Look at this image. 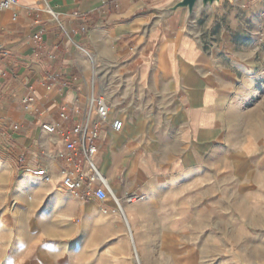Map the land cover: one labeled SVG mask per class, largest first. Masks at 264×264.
<instances>
[{
    "label": "crops",
    "instance_id": "crops-1",
    "mask_svg": "<svg viewBox=\"0 0 264 264\" xmlns=\"http://www.w3.org/2000/svg\"><path fill=\"white\" fill-rule=\"evenodd\" d=\"M105 1L21 0L13 11L0 10V126L9 136L0 141V156L9 159L3 169L13 173L22 164L26 171H47L52 182L43 181V194L65 201L67 193L57 186L70 154L59 137L42 132L41 126L59 122L65 106L71 118L65 126L70 127L81 118L87 95L103 96L124 128L120 133L102 130L96 160L104 174L127 186L120 195L145 197L127 207L131 222L196 223L205 210L189 204V173L194 171L189 165L204 150L221 148L224 128L217 115L235 87L231 68L220 60L223 46L217 34L213 48L208 46L200 17L189 19L187 11H179L166 18L162 10L174 0ZM76 12L84 19H74ZM61 25L67 32L82 26L88 32L70 39ZM40 31L38 44L33 35ZM49 76L56 80L47 82ZM30 97L35 100L26 110L24 101ZM250 152L254 154L245 150L237 158ZM248 159L250 172L244 179L252 190L248 214L239 222L264 223L256 186L264 178V171L259 172L264 158L254 154ZM27 176L34 180L25 185L37 189L33 186L42 182L40 177ZM260 195L261 204L263 188ZM99 205L102 210L111 202ZM46 208L49 214L38 223L65 218L61 205ZM81 212L83 223L100 218L85 207ZM103 221L119 223L120 218L107 214Z\"/></svg>",
    "mask_w": 264,
    "mask_h": 264
},
{
    "label": "rangeland",
    "instance_id": "rangeland-1",
    "mask_svg": "<svg viewBox=\"0 0 264 264\" xmlns=\"http://www.w3.org/2000/svg\"><path fill=\"white\" fill-rule=\"evenodd\" d=\"M196 17L204 19L209 47L218 35L220 60L235 80L232 98L217 115L224 128L221 148L204 150L189 165L194 169L189 173V204L201 207L204 214L196 223H132L127 207L145 200L135 195L132 203H123L131 231L126 216L119 213L113 214L119 223H105L95 200L65 194V201H53L42 192L43 170L26 171L20 164L12 173L3 169L9 159L0 156V264H264V223L239 222L248 214L246 200L252 190L244 179L250 172L248 158H264V0H222L213 8H198L191 19ZM245 150L254 154L237 158ZM31 172L42 181L33 186L37 189L25 185V180L30 185L34 180L27 176ZM104 176L124 198L119 193L127 186L121 179L114 182ZM256 186L258 206L264 208V178ZM50 204L61 205L65 218L61 223H38L49 214ZM82 207L98 214L99 220L83 223Z\"/></svg>",
    "mask_w": 264,
    "mask_h": 264
},
{
    "label": "built area",
    "instance_id": "built-area-1",
    "mask_svg": "<svg viewBox=\"0 0 264 264\" xmlns=\"http://www.w3.org/2000/svg\"><path fill=\"white\" fill-rule=\"evenodd\" d=\"M21 0H0V10L13 11L15 10ZM107 2L103 0V5ZM47 13L57 22H59V15L51 8H47ZM73 18L84 19L80 13L76 12ZM17 19V15L13 14V20ZM61 28L63 33L71 39L72 36L79 34H87L88 30L82 26L79 29L66 31L64 27ZM43 31L33 35V41L40 44L42 42ZM9 55V52H5ZM56 80V76L47 77V82ZM64 88L68 87L64 83ZM34 97L27 98L24 103L26 110H29L30 105L34 102ZM113 109L107 102L105 97L89 94L85 99V107L82 111L81 118L72 126L66 127V123L71 121L68 109L63 106L60 109V121L56 123H44L41 126L42 132L48 135H55L63 142L66 151L70 154L68 157V164L62 169V177L58 183L57 191L79 197L83 200H95L100 204L106 205L112 202V208H102L104 214H123V203L134 201L135 195L126 194L123 197H118L111 188L109 180L102 174L97 163V156L99 154L98 141L103 129H110L114 133H120L124 128V122L113 116ZM8 134L0 126V141L7 140ZM60 158H64L61 155ZM23 159H20L22 162ZM44 182L51 183L52 177L47 171L43 170ZM32 201V197L29 198Z\"/></svg>",
    "mask_w": 264,
    "mask_h": 264
},
{
    "label": "water",
    "instance_id": "water-1",
    "mask_svg": "<svg viewBox=\"0 0 264 264\" xmlns=\"http://www.w3.org/2000/svg\"><path fill=\"white\" fill-rule=\"evenodd\" d=\"M222 0H174L162 12L166 18L173 16L179 11H187L191 19L195 11L199 8L201 11L220 5Z\"/></svg>",
    "mask_w": 264,
    "mask_h": 264
},
{
    "label": "bare ground",
    "instance_id": "bare-ground-1",
    "mask_svg": "<svg viewBox=\"0 0 264 264\" xmlns=\"http://www.w3.org/2000/svg\"><path fill=\"white\" fill-rule=\"evenodd\" d=\"M102 172V171H101ZM102 174L104 175V173L102 172ZM123 216L125 217L126 216V218H125V220H126V222H127V226H128V228L131 230V231H133V227L131 226V222H129V216L127 217V215H126V213H125V209L123 208Z\"/></svg>",
    "mask_w": 264,
    "mask_h": 264
}]
</instances>
